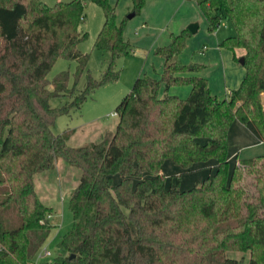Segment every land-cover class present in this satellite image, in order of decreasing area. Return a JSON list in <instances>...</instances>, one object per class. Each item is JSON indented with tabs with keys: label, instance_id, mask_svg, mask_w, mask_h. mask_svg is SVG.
I'll list each match as a JSON object with an SVG mask.
<instances>
[{
	"label": "trees",
	"instance_id": "trees-1",
	"mask_svg": "<svg viewBox=\"0 0 264 264\" xmlns=\"http://www.w3.org/2000/svg\"><path fill=\"white\" fill-rule=\"evenodd\" d=\"M130 1L139 14L145 0ZM193 1L209 33L223 16L231 21L235 35L220 48L244 51L240 86L219 99L204 78L184 77L203 70L178 61L190 38L184 30L154 51L164 61L159 79L137 78L120 101L114 133L72 148L68 135L51 128L118 79L114 64L131 52L124 23H116L109 0L51 8L40 0H0V264H34L44 248L52 210L38 199L34 177L59 159L81 176L68 204L71 231L51 264H242L227 257L235 252L248 253V264H264V156L232 169L227 161L235 120L264 144V0ZM86 3L103 13L93 49L109 59L99 82L88 72L90 56L78 51ZM60 57L76 63L75 80L85 76L86 85L70 105L53 110L51 100L75 94L67 73L46 79ZM182 85L191 88L185 99L167 95ZM167 161L184 172L213 163L214 172L179 191L160 175Z\"/></svg>",
	"mask_w": 264,
	"mask_h": 264
},
{
	"label": "rangeland",
	"instance_id": "rangeland-1",
	"mask_svg": "<svg viewBox=\"0 0 264 264\" xmlns=\"http://www.w3.org/2000/svg\"><path fill=\"white\" fill-rule=\"evenodd\" d=\"M47 7H54L58 3H70L72 0H40ZM118 4L113 7L115 10L118 9L120 14L119 21L117 24L124 23L123 32L126 33L128 25L137 21L140 17V13L137 14L133 20L128 21L127 18L133 14V7L131 5L130 12H125L123 7L124 0H117ZM129 2V0H126ZM193 2V0H191ZM130 3V2H129ZM85 12L83 21L80 22L79 30L81 33L86 35V39L78 46V51L81 54L89 55L90 59L88 62V72L93 80L99 82L107 68L109 55L106 53H100L93 49L95 38L99 32V27H102L103 23V13L102 10L97 8L92 3L85 4ZM201 20L206 26L207 21L203 15H201ZM220 27L215 31L218 36L219 42H222L225 38L234 37L235 31L228 17L223 16L221 19ZM197 24V23H196ZM195 24V25H196ZM188 27V26H187ZM186 27V29H187ZM102 29V28H101ZM201 32V30H200ZM196 33L193 38H197ZM133 35V31L131 32ZM205 35L208 32L205 31ZM131 47V52L129 56L121 57L114 64L113 70L118 74V79L115 82L104 84V86L96 89L90 93L84 102V104L79 108H73L69 110L66 114H62L57 117L51 130L55 136L64 134L68 135V145L72 148H81L89 146L91 143H95L100 140L101 137L105 135H112L114 133L115 127L118 122V118L112 117L111 115L115 113L116 108L120 105V101L128 95L132 88L135 80L142 76H147L148 78L159 79L160 72L157 70L149 69L150 61L145 62V57L148 54L149 49L145 45H138L128 42ZM155 51V50H154ZM192 51V48L188 44L182 51L179 58L181 65H197L200 63L193 62L192 56L196 54V51ZM149 55V54H148ZM156 56L154 52L152 56ZM139 58V60L137 58ZM146 64V65H145ZM235 67L237 71H244L243 67H240L235 62ZM204 66V65H200ZM203 70L199 73L208 72L211 74V79L208 84L220 91L221 95L219 99H224L225 91L224 84L222 82L223 70L220 69L218 75L214 72L211 67L204 66ZM228 69V68H226ZM76 63L74 61H68L62 57L56 60V63L48 72L47 81L52 82L61 73H67L69 76L67 87L72 90L75 89V94L71 98H57L49 102L50 108L53 110L60 109L66 105H70L73 98L80 92L85 90L86 77L83 76L78 82L75 80ZM245 72V71H244ZM184 77H192V75L186 74ZM208 82V80H207ZM186 85L171 87V92L185 89ZM229 89V88H228ZM190 92V90H189ZM189 95V93L184 97V99ZM180 100H183L180 98ZM202 140L199 141V143ZM234 143L238 141H231V147L229 146V153L235 150ZM237 151V150H236ZM264 156V145L259 148L252 149L249 147L240 152L238 159L240 161L248 160L256 157ZM209 168H205L200 171L199 175L203 178H207L209 175ZM195 173H186L179 178L172 177L167 183V187L177 188L179 191H186L194 187L196 181L200 177ZM81 176V171L68 165L62 159L57 160L54 168L48 171H44L34 177L35 191L38 199L47 208L52 210L51 214L54 228L49 236L48 240L45 242L44 248L51 252V257L43 260H33L34 264H51L52 260L57 255L58 244L61 239L71 231L73 218L68 211V204L70 201V195L74 191L75 187L79 183ZM197 177V178H196ZM227 257L233 260L241 261L242 264H248L250 256L248 253H229Z\"/></svg>",
	"mask_w": 264,
	"mask_h": 264
},
{
	"label": "crops",
	"instance_id": "crops-1",
	"mask_svg": "<svg viewBox=\"0 0 264 264\" xmlns=\"http://www.w3.org/2000/svg\"><path fill=\"white\" fill-rule=\"evenodd\" d=\"M124 1L123 7L125 8V12H130L132 8L131 1L129 0L130 3L126 0ZM109 2L112 6L113 4H118L117 0H109ZM143 7L144 8L141 10L139 19L137 21L131 22L128 25L126 33L123 32V39H125L126 42H135V44L138 45H145V47L149 49V55L147 54L145 57L146 64L148 61H150L149 69L154 70V72L157 70L161 75L163 72L162 69L164 61L158 56H152L154 50L164 48L170 43V36H177L182 31L187 30V26L197 23L198 26L196 33H199L197 38H193L196 33L195 35H190V38L186 43V45L188 44V46L190 45L192 48L191 52L196 51V54L192 56V61L196 62V64L200 63L198 65L211 67L214 69L213 71L216 72L217 75L220 69L223 70L222 82L224 84L225 97L230 91L236 90L240 86L241 81L245 76V72L237 71L234 64L236 62V64L239 65L238 61L243 58L244 51L236 50L234 51L235 53H232L220 48L221 42H219L220 40L218 39V36L215 32H212V34L208 32V26L207 24L205 26L201 20L202 13L194 1L145 0ZM119 16L120 14L117 9L116 23L119 21ZM135 16L136 15H134V17ZM101 28L102 27H99L98 31L96 32H100ZM132 31L133 35H131ZM205 31L208 32V35H205ZM179 58L178 61L181 64ZM137 59L139 60V58ZM192 77L204 78L206 81L208 80V84L209 80L211 79V74L208 72L202 74L198 73V75H192ZM208 87L213 97H219L221 95L220 91H216V89H214L211 84H208ZM190 89L191 88L189 86L185 89H179L173 92H171V89H169L167 91V95L184 99V97L190 93ZM163 95V93L160 94L161 97ZM228 131V146L231 145V141H238V143H234V146H237L235 150H233L231 153L228 151L227 161L230 164V169H232V167L240 161L238 157L240 152H242L244 149L249 147L250 150V148L255 149L264 145L259 142L249 130H246L237 120L232 122ZM213 167V163L200 164L198 166H194L189 171L184 172L175 166L171 161H167L161 168L160 175L164 178V180H166L167 186L169 179L172 177L179 178L186 173H195L199 175L200 171L205 168H209V175H211L214 172ZM201 175H199L200 177L198 180H201Z\"/></svg>",
	"mask_w": 264,
	"mask_h": 264
},
{
	"label": "built area",
	"instance_id": "built-area-1",
	"mask_svg": "<svg viewBox=\"0 0 264 264\" xmlns=\"http://www.w3.org/2000/svg\"><path fill=\"white\" fill-rule=\"evenodd\" d=\"M112 117H116V114H112L111 115ZM52 219V215H49L47 217V220H51ZM42 224V223H41ZM48 257H51V252H49L46 248H43L38 254L37 256L35 257L37 260H43V259H46Z\"/></svg>",
	"mask_w": 264,
	"mask_h": 264
},
{
	"label": "water",
	"instance_id": "water-1",
	"mask_svg": "<svg viewBox=\"0 0 264 264\" xmlns=\"http://www.w3.org/2000/svg\"><path fill=\"white\" fill-rule=\"evenodd\" d=\"M133 17H134V13L133 14H131L130 16H128V20H131V19H133ZM197 24L195 25V24H192V25H189L188 27H187V31L189 32V34L190 35H195V33H196V31H197ZM238 64L240 65V66H243V64H244V59L243 58H241L239 61H238Z\"/></svg>",
	"mask_w": 264,
	"mask_h": 264
}]
</instances>
